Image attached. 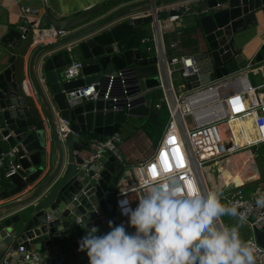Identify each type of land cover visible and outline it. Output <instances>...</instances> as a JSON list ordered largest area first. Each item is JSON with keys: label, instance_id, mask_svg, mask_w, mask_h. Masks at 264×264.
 I'll return each instance as SVG.
<instances>
[{"label": "water", "instance_id": "obj_1", "mask_svg": "<svg viewBox=\"0 0 264 264\" xmlns=\"http://www.w3.org/2000/svg\"><path fill=\"white\" fill-rule=\"evenodd\" d=\"M173 1L104 0L63 18L48 12L36 24L25 25L26 32L10 30L1 39L9 57L0 71V156L20 169L0 190V201L8 200L0 204V264L22 263L19 247L32 248L44 264H88L86 253L77 250L81 237L93 226L98 234L107 232L108 221L121 224L113 203L126 167L108 156L96 179L79 180L78 166L91 137L110 138L131 120L148 118L156 104L147 99L158 88L156 60L142 56L136 30L150 18L120 20ZM257 13L264 32V0H200L192 6L186 16L195 21L201 40L192 53L196 73L180 81L185 90L264 64V39L251 59L237 45L240 35L261 25ZM51 28L66 34L54 42L41 41L43 31ZM29 50L31 93L23 76ZM71 62L81 63V69L67 80L64 69ZM109 76H114L112 90L104 100ZM93 83L101 84L98 100L68 97ZM80 218L86 226L75 222ZM125 229L134 231L128 225ZM263 233L264 228L254 232L262 248Z\"/></svg>", "mask_w": 264, "mask_h": 264}, {"label": "built area", "instance_id": "obj_2", "mask_svg": "<svg viewBox=\"0 0 264 264\" xmlns=\"http://www.w3.org/2000/svg\"><path fill=\"white\" fill-rule=\"evenodd\" d=\"M199 1L177 0L153 5L135 11L120 20L150 18L148 23L150 33L142 40V43L144 51L156 60L157 89L161 97L154 108L159 109L164 105L168 118L152 154L130 168L129 182L119 179L114 194L113 211L121 221L127 222L128 217L121 214L118 201L128 198L130 199L129 206L135 208L138 203L137 198L142 195V192L135 190L138 184L155 181L167 187L169 180H174L186 191L195 183L203 192L209 190L217 192L220 194L222 203L235 205L237 211L246 217L243 223L238 217L236 219L252 234L247 243L254 251L255 264H264V248L260 247L254 238V232L262 231L264 228V208L257 207L255 203L257 196L264 195V185L246 193L245 184L218 187L213 185L212 178V168L216 165L224 163L243 150L264 142V82L253 86L246 73H236L224 76L208 86L190 91L185 90L181 82L182 91L176 90L173 84L176 77L181 81L196 73L192 56L171 55L170 52L176 51L183 36L179 27L180 20ZM29 13L25 10L22 17V25L19 27L21 33L26 32L25 25L29 24ZM166 33H169L172 39L165 41L164 34ZM65 34L64 31H55L51 28L43 31L41 41L54 42ZM80 69L81 63L79 62L67 65L64 69L65 78L75 79ZM117 76L121 77L122 71H119ZM113 79L114 76L108 77L109 81L102 96L104 100L109 98ZM100 89V83H93L69 92L68 97L77 102L96 101L100 98ZM234 100H239L242 104L235 111L231 108V102ZM113 101L115 102L116 98H113ZM224 106L229 109L227 114L224 112ZM126 107L129 106L126 104ZM232 116L239 119L243 117L252 122L257 132L255 142L244 145H236L232 142L231 129L227 127V120ZM66 124L64 122L59 128L61 135L65 132ZM119 142L120 138L116 134L106 139H90L88 151L83 156L82 164L78 166L77 178L79 180L96 179L102 170L103 160L108 156L123 165L118 149ZM19 169V166L7 165L6 156H0V190L1 182L16 174ZM121 192L125 194L121 195ZM218 226H224L221 218ZM18 251L24 253L25 261L34 259V255L23 247H19Z\"/></svg>", "mask_w": 264, "mask_h": 264}, {"label": "clouds", "instance_id": "obj_3", "mask_svg": "<svg viewBox=\"0 0 264 264\" xmlns=\"http://www.w3.org/2000/svg\"><path fill=\"white\" fill-rule=\"evenodd\" d=\"M135 190L142 192L135 208L128 198L118 201L134 231L112 221L105 233L89 228L77 249L86 253L88 264H255L238 226H218L223 216L238 217L241 223L246 217L235 205L222 203L217 192H203L195 183L185 191L174 180L167 187L147 181ZM255 203L264 208V195ZM75 222L86 226L83 218Z\"/></svg>", "mask_w": 264, "mask_h": 264}, {"label": "crops", "instance_id": "obj_4", "mask_svg": "<svg viewBox=\"0 0 264 264\" xmlns=\"http://www.w3.org/2000/svg\"><path fill=\"white\" fill-rule=\"evenodd\" d=\"M104 0H0V41L7 35L8 31L16 30L19 31V27L22 25V17L25 14V10L30 12L29 14V23L36 24L39 20V17L43 14L53 12L58 17H67L73 14H77L83 11L86 8L96 6ZM129 3V1H126ZM257 20L261 24L260 26L246 31L244 34L240 35L237 38V45L240 51L248 58L251 59L252 56L259 49L263 39V19L261 13H257ZM179 27L183 32V36L180 39V45L176 51H171V55H182V56H192L194 46L197 42L201 40L200 34L195 27V21L190 18L189 15L184 16L180 22ZM137 45L143 46L141 49L142 56L145 58L152 57L147 54L142 43V40L149 36L150 28L149 25L138 28L137 30ZM165 41L172 39L169 33L164 34ZM185 43L182 46V43ZM30 54V50L24 57L23 63V76L25 84L27 85L28 91L31 93L28 78H27V62ZM9 54L5 48V45L0 42V71L6 65ZM73 63V62H71ZM69 63V64H71ZM68 64V65H69ZM253 73H256V77L253 80V85L257 86L264 82V64L258 68L251 70ZM250 71V72H251ZM248 75V71L244 74ZM158 80V79H157ZM179 91H182L181 84L179 86ZM157 91V90H156ZM156 96L155 92L147 93V99H150L154 103V98L151 95ZM158 93V92H157ZM160 93V92H159ZM161 97V94H160ZM154 106L152 105L151 108ZM233 110L236 109V105H233ZM167 111V110H166ZM168 115V113H167ZM135 120H131L134 122ZM141 121V120H140ZM139 122V121H135ZM165 124V123H164ZM227 127L231 129V140L236 145H244L247 143L240 129V124L237 119L231 118L227 120ZM241 133V134H240ZM118 135V133L116 134ZM160 137V136H159ZM95 137H91L94 139ZM98 139H105L99 138ZM159 139V138H158ZM158 141V140H157ZM264 145V142L252 147L255 150V153H252V148L249 151L244 152L242 156L234 155L229 160L225 161L222 164L216 165L214 167L215 173H213V185L218 187L225 186H241L245 184V188L250 189V191L256 190L260 186L264 185V146L260 149V146ZM86 153L83 154L85 156ZM236 156V157H235ZM132 158V156L130 155ZM146 159V158H145ZM144 158H135L134 160L128 158L126 161H123V165L126 167L120 180L123 182H129L130 168L136 164L142 162ZM238 160V161H237ZM119 180V181H120ZM258 181V182H256ZM7 184L5 181L1 182V190L5 189ZM249 191V192H250ZM8 200L0 201V204L7 202ZM230 221L237 223L236 217H231ZM124 225H128L127 222L121 221ZM246 228V227H245ZM26 251L34 255V259L29 261H23L22 263L17 264H44L43 259H40L39 255L33 252L32 248H25ZM37 255V256H36Z\"/></svg>", "mask_w": 264, "mask_h": 264}, {"label": "rangeland", "instance_id": "obj_5", "mask_svg": "<svg viewBox=\"0 0 264 264\" xmlns=\"http://www.w3.org/2000/svg\"><path fill=\"white\" fill-rule=\"evenodd\" d=\"M139 47L143 49V46L140 44H139ZM250 71L251 70L248 71V79L250 81V84L253 85V80L255 79L257 75L256 73H253L252 71L251 72ZM173 84H174L175 89L178 90L180 86V81L178 80L177 77L174 78ZM151 96H153L154 98L155 97L154 93ZM167 118H168V115L161 117L160 123L161 124L166 123ZM187 121H189L188 118H187ZM145 125H148L146 126L147 131L154 130V128H150V127H153L152 123H148V120L143 119L139 122L134 121V122L124 125L121 128V130L118 132V136L120 138V142L118 143V149L122 156L123 161H126L128 158H130L131 160L132 159L134 160L135 158H144V159L146 158L147 159L148 156L152 154L157 142L149 139L150 137L148 136L146 130L143 128ZM263 146L264 145H261L260 149L263 148ZM250 149L251 148L247 150H243L237 153L236 155L242 156L244 152L249 151ZM130 155L132 156V158L130 157ZM212 170H213V173H215V169L212 168ZM249 191L250 189L245 188L246 193H249ZM230 218H231L230 216L221 217V221L223 222L224 226H228V227L238 226L241 239L245 242L250 240L252 237V234L249 231V229L245 228L244 226L240 224L234 223L233 221H230Z\"/></svg>", "mask_w": 264, "mask_h": 264}, {"label": "trees", "instance_id": "obj_6", "mask_svg": "<svg viewBox=\"0 0 264 264\" xmlns=\"http://www.w3.org/2000/svg\"><path fill=\"white\" fill-rule=\"evenodd\" d=\"M184 44L185 43L183 42L182 46ZM156 90H153V92L156 93V96H155V98L153 100L154 103L158 102V100L160 99L159 90L158 89H156ZM164 116H167V111H166V108H165L164 105H162L159 109H156L154 107L151 108L150 114H149V116H148V118L146 120H148V123H152L153 127H150V128H154V130L153 131H147L146 126H148V125H145L143 127L146 130L148 136L150 137L149 138L150 140H153V141L157 142V140H158V138H159V136H160V134H161V132L163 130V125H164V124L160 123V119H161V117H164ZM95 138H97V137H95Z\"/></svg>", "mask_w": 264, "mask_h": 264}, {"label": "bare ground", "instance_id": "obj_7", "mask_svg": "<svg viewBox=\"0 0 264 264\" xmlns=\"http://www.w3.org/2000/svg\"><path fill=\"white\" fill-rule=\"evenodd\" d=\"M233 105H236V109H237L242 104L239 100H234L231 102V108H233ZM227 111H229V109L226 106H224V112L226 114L228 113ZM234 111H235V109H234ZM231 118L237 119L239 121L241 132L243 134V137L247 141V143H251V142L256 141L257 132H256V130H255V128H254V126L250 120L244 119L243 117H241L239 119V118H236L234 116H232Z\"/></svg>", "mask_w": 264, "mask_h": 264}, {"label": "snow or ice", "instance_id": "obj_8", "mask_svg": "<svg viewBox=\"0 0 264 264\" xmlns=\"http://www.w3.org/2000/svg\"><path fill=\"white\" fill-rule=\"evenodd\" d=\"M165 163L167 164V161H165Z\"/></svg>", "mask_w": 264, "mask_h": 264}]
</instances>
